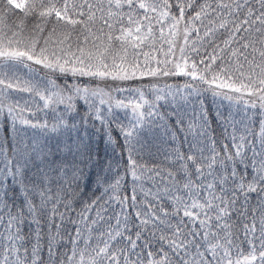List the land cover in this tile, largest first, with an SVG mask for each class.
Listing matches in <instances>:
<instances>
[{
    "label": "snow or ice",
    "instance_id": "1",
    "mask_svg": "<svg viewBox=\"0 0 264 264\" xmlns=\"http://www.w3.org/2000/svg\"><path fill=\"white\" fill-rule=\"evenodd\" d=\"M0 264H264V0H0Z\"/></svg>",
    "mask_w": 264,
    "mask_h": 264
},
{
    "label": "trees",
    "instance_id": "2",
    "mask_svg": "<svg viewBox=\"0 0 264 264\" xmlns=\"http://www.w3.org/2000/svg\"><path fill=\"white\" fill-rule=\"evenodd\" d=\"M173 81H169V83H172ZM181 83L183 82L182 79L180 81ZM98 147H99V151H100V154L103 155L104 154V144L102 141L99 142L98 144Z\"/></svg>",
    "mask_w": 264,
    "mask_h": 264
}]
</instances>
